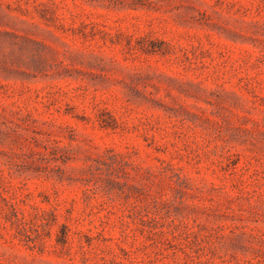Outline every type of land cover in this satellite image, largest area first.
<instances>
[{
    "label": "rangeland",
    "instance_id": "obj_1",
    "mask_svg": "<svg viewBox=\"0 0 264 264\" xmlns=\"http://www.w3.org/2000/svg\"><path fill=\"white\" fill-rule=\"evenodd\" d=\"M0 264H264V0H0Z\"/></svg>",
    "mask_w": 264,
    "mask_h": 264
}]
</instances>
